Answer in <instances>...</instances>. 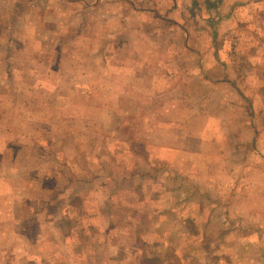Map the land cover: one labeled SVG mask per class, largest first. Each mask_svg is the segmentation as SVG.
I'll return each mask as SVG.
<instances>
[{
  "label": "rangeland",
  "instance_id": "1",
  "mask_svg": "<svg viewBox=\"0 0 264 264\" xmlns=\"http://www.w3.org/2000/svg\"><path fill=\"white\" fill-rule=\"evenodd\" d=\"M249 19L250 28L238 35L262 57L253 71L264 85V26H258L264 0ZM47 26L0 25V42L6 41L0 44V264H264V191L254 190L256 183L263 187L264 172L254 169L252 147L229 141L223 152L207 149L205 136L221 126L207 116L201 80L192 83L191 98L182 93L190 88L182 76L179 93H160L153 58L144 63L147 77L101 78L99 55L130 47L152 56L170 47L150 38L149 46L125 42L115 49L109 32L95 25ZM34 38L51 43L35 52ZM138 69L142 74L140 63ZM261 96L264 102V86ZM174 145L179 152L163 154L162 147ZM55 167L63 168L64 180L52 179ZM67 178L86 186L60 189ZM39 182L54 184L56 203L61 190L69 198L86 196L84 206L76 196L69 211L61 207L70 220L64 228L44 218L19 220L23 196ZM99 191L109 204L99 206L93 198ZM98 208L102 215L95 216ZM126 209L133 215L128 229L112 223ZM89 225L99 235L84 243L78 227Z\"/></svg>",
  "mask_w": 264,
  "mask_h": 264
},
{
  "label": "crops",
  "instance_id": "2",
  "mask_svg": "<svg viewBox=\"0 0 264 264\" xmlns=\"http://www.w3.org/2000/svg\"><path fill=\"white\" fill-rule=\"evenodd\" d=\"M262 1L0 0V25H40L41 28H47V25H79V28L84 25H95V29H99L105 34L109 32L110 40H112L110 44L115 49H118L119 44L125 48V42H128L129 46H133V44L142 47L149 46V43L153 42V40L150 41V38L156 39L157 43L154 44L170 47L166 53L151 56L148 52L149 55L144 53L135 55L134 49H130V47L124 54L106 52L107 54L103 57L100 55L98 57L100 64L97 65V70L99 73L96 75L101 78L123 75L132 78L147 77L150 74V65L148 64L146 67L144 63L148 60L150 62L153 58L157 60V77L163 79L161 89L158 91L165 94L179 93V85L182 83L179 81L181 80L179 77L182 76L185 84L190 85L188 90L182 89V93L189 94L190 98L194 93L192 83L200 79L203 87L202 99L207 106L205 108L207 116L213 118V121L218 120L216 127L221 126L220 132L216 131L217 133L205 136L208 140L207 149L213 152L214 148L220 147L223 152L225 144L229 141L238 142L241 148L242 145L247 148L252 147V152L249 153L254 155V169L263 173L264 102L261 93L264 85L258 79L256 71H253L256 69L254 63L262 60V57L258 55L257 48L252 45L249 39L238 35L241 28H250V25H247L250 23L249 18H252L253 11H256L257 6L259 10L261 9ZM258 26L263 27L264 25ZM254 27L256 28V26ZM167 29H170L169 34H167ZM133 36L136 42H134ZM31 40L32 45L35 46V52H38V45L51 43L48 38ZM0 44L4 46L6 41H1ZM244 45H251L253 49L248 51L245 49L243 52ZM47 54L49 53L47 52ZM125 54L127 56H123ZM36 57L38 59V55H35ZM0 59L5 61V57L0 56ZM139 63L142 66V74L135 71V64L136 70H139ZM46 66L49 67V64ZM8 74H11L10 70ZM218 110L223 112L221 113L222 117L218 116ZM234 127L239 128L234 129ZM196 139V137L193 139L187 137L184 140L192 141L197 145L198 139ZM166 150L179 152V147L175 145L162 147L163 154L166 153ZM197 151V147L192 150L194 154ZM245 155L246 152L243 154L244 159H246ZM224 156L221 154L222 158ZM51 171L52 179L64 180L63 168L55 167ZM69 174L70 172L67 173V175ZM61 182L63 183V181ZM63 184L60 185L61 187L55 186L68 190H76L80 187L83 189L86 186L83 183L79 185L69 183V178ZM54 188V184L51 186L40 182L36 183L33 189L34 193H29L27 197L23 196L25 203H23L24 208L21 205L19 207L18 212L21 211L19 220L22 221L24 217L32 222L44 218L48 219L49 226L64 228V224L70 220L67 219L66 213L62 211L61 207L67 206L65 209L69 211V206L77 204L76 196H79L77 206H84L86 196L82 197L76 194L69 198V195L66 196L61 190L59 192L62 195L61 203H56L57 197L52 194ZM259 188L264 191V185L258 187L257 183L255 184L256 194ZM93 198L99 202V206L106 201L109 204L111 200L103 198L100 191ZM255 199L257 200V198ZM38 202L44 206L42 210H36L35 206L38 205ZM28 204L30 208L27 210ZM259 204L264 205V199H261ZM23 210L28 212L29 216L26 217L25 214H22ZM101 212V208H98V213L96 212L94 215H102ZM114 219L115 222H113L112 216V223L126 226L128 229V225L133 222V215L126 209L123 215L118 214L114 216ZM34 223L36 224L38 221ZM115 224H111V226H115ZM87 228L88 230L83 226L78 227L83 234L81 239L84 243L87 242L85 238H97L99 235L93 225H89ZM66 230L70 232V238L74 236L71 228ZM129 232L134 235L133 227L131 230L129 229ZM71 239L77 242L80 240H77V237ZM29 260L37 261L38 259L31 257L30 254ZM46 264L51 263L46 261Z\"/></svg>",
  "mask_w": 264,
  "mask_h": 264
}]
</instances>
